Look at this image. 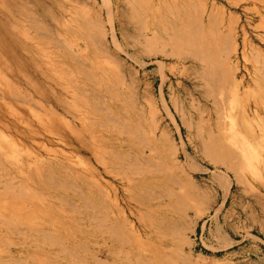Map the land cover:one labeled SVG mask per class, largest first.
Masks as SVG:
<instances>
[{
  "label": "bare ground",
  "instance_id": "obj_1",
  "mask_svg": "<svg viewBox=\"0 0 264 264\" xmlns=\"http://www.w3.org/2000/svg\"><path fill=\"white\" fill-rule=\"evenodd\" d=\"M8 1L68 101L50 107L58 133L29 122L23 141L6 121L25 116L0 115V264H205L188 234L210 216L234 244V184L264 233V50L237 17L209 0Z\"/></svg>",
  "mask_w": 264,
  "mask_h": 264
},
{
  "label": "rangeland",
  "instance_id": "obj_2",
  "mask_svg": "<svg viewBox=\"0 0 264 264\" xmlns=\"http://www.w3.org/2000/svg\"><path fill=\"white\" fill-rule=\"evenodd\" d=\"M34 1L35 0H32L31 2L33 3ZM209 1L223 6L227 13L237 17L238 30L241 32L242 29L246 28L245 30L248 37L254 41L257 46H261L264 50V41L262 42L258 36V34L263 31V28L260 27L261 23H259V16L256 9V6L260 8L262 7V3L259 0ZM5 6L7 9H5L4 13L2 12L4 15H2V17L0 16V89L8 99L6 103L0 99V115L20 114L21 116H25L22 117L27 121L30 128L27 124L23 123V125L20 122L18 123L17 119L14 117H10L6 121V123L8 122L9 134L17 136L21 141H23L22 138L25 137V135L26 137L28 134V137L32 136V128L37 130L40 128L42 131H44L45 128H48L49 130L58 133L54 123L49 119L52 116L50 115L52 112L50 107H57V102H55L57 95L59 98L61 96V99L64 98V101L66 96H64V92L61 91V88L54 85V82H56L55 75L50 70V67H46L47 64L42 60L43 58L41 59L37 55L36 48L23 40V36L19 34L15 35L12 27H8L10 24L8 25L4 18L6 17L7 19H10L11 22L26 25L25 27L31 28V30H33L32 26L35 24L27 17L20 15V13L18 14L17 12H20V9L13 5L11 1L9 2L6 0ZM14 7H16L17 10ZM52 8L57 12L59 7L52 6ZM48 22L53 26V29L57 28L56 22L51 19ZM249 67L250 71L253 72L254 67L252 66V63L249 64ZM156 68V64L151 63L147 68V71L152 72ZM146 81L149 83L151 80L147 79ZM160 83V80H156L155 84L158 95H160ZM176 84L177 83L174 81V85ZM173 87L171 88L170 83L165 86V95L169 103L171 91L174 89ZM67 101L68 100L66 99V102ZM187 101L190 102V100ZM171 108L180 124L184 139L187 141L186 128L181 124L180 117L176 114L173 106H171ZM33 114H41L42 117H44V123L38 122ZM186 115L193 118L196 117V115L193 114ZM29 122L34 127L32 126L31 128ZM168 122L171 124L170 119ZM172 126L176 130V136L179 140L180 134L176 127L174 125ZM45 132H47V130H45ZM58 146H60L61 149H66L68 153L71 150L70 146ZM204 177L211 180V176L207 175ZM240 191L241 190L237 184L236 186L234 184L225 210L221 215V221L223 224L225 223L224 229L234 239V244L230 243L233 245L231 246L229 244L225 247L224 243L217 238L216 222L210 216H206L199 221L196 232L194 234H188V244L185 246V251L187 253H190L193 257L201 256L205 259V264H256V261H260L264 264V233L260 232L257 227V221L254 218L255 216H252L251 210H253V206L251 203H247L249 202L250 197L245 195V193L242 194V191ZM250 212L251 216H249ZM213 214L214 212H212V215Z\"/></svg>",
  "mask_w": 264,
  "mask_h": 264
}]
</instances>
